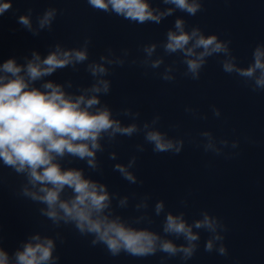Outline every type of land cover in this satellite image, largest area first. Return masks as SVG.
Listing matches in <instances>:
<instances>
[{
  "label": "water",
  "instance_id": "obj_1",
  "mask_svg": "<svg viewBox=\"0 0 264 264\" xmlns=\"http://www.w3.org/2000/svg\"><path fill=\"white\" fill-rule=\"evenodd\" d=\"M148 2L161 11L174 8L161 0ZM198 2L202 10L195 16L174 8L173 15L160 24L141 25L94 10L87 0H12V9L0 16V63L16 58L17 63L23 64L25 58L31 59L33 51L43 59L57 44L65 50L82 48L88 39L87 61L44 78L64 85L67 92L80 94V89L90 87L97 79L86 70L88 64L101 63V56L123 60L122 66L104 63L108 74L101 78L110 82V92L99 97L101 104L107 105L113 117L125 126L136 123L142 127L145 122L151 126L153 118L160 116L155 128L173 140H183L181 152L154 153L152 146L145 144L141 131L131 138L118 136L112 144L101 141L104 151L97 153V161L102 173L91 172L80 160H73L70 165L64 162V166L84 168L86 175L105 183L110 193H117L120 198L127 196L128 206L116 209L118 214L125 218L147 214L152 224L145 221L139 227H149L177 245L186 241L163 234L165 214L182 212L191 225L208 213L223 225L217 233L224 237L227 256L216 250L221 241H214V250L206 252L205 244L213 234L193 228L200 239L196 242L198 250L188 261L179 255L168 258L161 252L141 258L125 253L113 257L103 245H91L92 237L81 236L71 225L55 228L39 214L43 205L21 195L24 176L0 163V247L10 257L23 242L39 233L55 240L57 264H161L162 258L163 264H264V91L253 92L243 78L224 73L219 63L225 58L222 54L208 59L199 80L185 77L182 55L166 54L162 46L165 33L169 29L175 31L174 21L179 18L185 21V31L199 27L205 35L230 40L237 66L247 67L252 63L255 46L264 44V0ZM29 8L33 9L34 29L36 17L55 8L52 29L41 30L36 36L24 29L17 18ZM151 44L157 48L148 57L143 49ZM157 59L163 63L152 68L151 61ZM169 67L172 70L168 75L174 77L170 82L161 78ZM68 82L71 88L67 87ZM247 83L251 85V81ZM213 108L219 110V117L213 114ZM124 109L139 112V118L120 114ZM205 132L211 134L218 154L205 150ZM233 143L237 146L233 147ZM136 145H142L145 151H137ZM110 153H115L116 159H109ZM132 156L137 157L135 166L129 169L137 178L135 184L113 170L115 164L127 165ZM144 197H148L147 210L136 211L135 206L142 204ZM160 200L165 209L156 216L154 206ZM57 233L60 239H56Z\"/></svg>",
  "mask_w": 264,
  "mask_h": 264
},
{
  "label": "clouds",
  "instance_id": "obj_2",
  "mask_svg": "<svg viewBox=\"0 0 264 264\" xmlns=\"http://www.w3.org/2000/svg\"><path fill=\"white\" fill-rule=\"evenodd\" d=\"M161 2L173 5L189 16H195L202 10L198 0ZM87 3L94 10L115 14L141 25H158L174 13L171 7L163 11L153 8L148 0H87ZM11 9L12 0H0V16ZM32 13L33 9L29 8L26 14L18 16L17 22L34 36L46 28L52 29L57 14L55 8H48L36 17V29L33 28ZM173 27L175 31L169 29L165 33L162 46L166 54L182 55L185 77L199 80L208 59L222 54L225 58L219 63L224 73H234L243 78L245 86L253 92L264 91V44L255 46L252 63L247 67H238L237 58L229 48L230 40L221 41L217 35H205L199 27L185 31V21L179 18L174 21ZM89 43L90 40L85 39L82 48L69 50L57 44L55 50L43 59L38 52L33 51L31 59L25 58L23 64L17 63L16 58H8L0 63V163L17 175L24 176L26 183L22 186L21 195L43 205L39 208V214L51 221L55 228L61 224L71 225L81 236H91V245H103L113 257L125 253L141 258L161 252L168 258L179 255L181 260L188 261L198 250L196 242L200 239L193 228H203L213 234L205 244L206 252L214 250V241H221L216 250L219 255L227 256V249L222 243L224 237L217 233V229H223V225L208 213H203V219L191 225L186 222L182 212L176 215L172 212L165 214L163 234L176 239L182 237L186 241L177 245L149 227H139L145 221L147 225L152 224L147 214L134 218L118 214L116 209L127 208V196L120 198L117 193H110L105 183L86 175L84 168L64 166V162L70 165L73 160H80L85 162L91 172L102 173L97 161V153L104 151L101 141L106 140L112 144L118 136L131 138L141 131L145 144H150L154 153L175 155L184 146L183 140H173L166 132L155 128L160 116L153 118L151 126L148 122L142 127L136 123L125 126L113 117L107 105L101 104L99 97L110 92V82L101 78L108 74L104 63L122 66L123 60L113 61L101 56V63L88 64L86 70L97 79L90 87L80 89V94L67 92L64 85L44 79L59 69L69 66L75 69L77 64L87 61ZM156 48V44H151L145 46L143 51L151 57ZM162 63V59H157L151 61L150 66L158 68ZM171 70L170 67L166 69L161 77L164 81L174 80L173 76L168 75ZM38 81L43 82L36 86ZM248 81H251V85ZM67 87H72L71 82H68ZM120 114L134 120L140 115L130 109H124ZM213 114L219 117L220 112L213 108ZM202 135L208 138L205 150L212 149L218 154L219 150L215 149L211 134L205 132ZM232 146L237 145L233 143ZM136 148L139 152L145 151L142 145H136ZM109 159H116L115 153H110ZM136 160L137 157L132 156L127 165L115 164L113 170L124 180L135 184L137 178L129 169L135 166ZM147 200L148 197H144L143 203L136 205L135 210L143 208L146 211ZM164 209V202L157 201L154 206L155 215L160 216ZM56 239H60L59 233ZM56 247L53 238L42 237L37 233L23 242L11 257L0 247V264H57L59 256H54Z\"/></svg>",
  "mask_w": 264,
  "mask_h": 264
}]
</instances>
